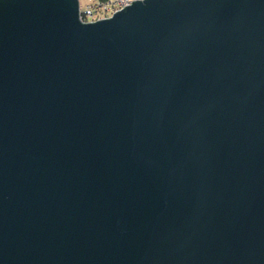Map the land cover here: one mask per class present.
Masks as SVG:
<instances>
[{"label":"water","instance_id":"water-1","mask_svg":"<svg viewBox=\"0 0 264 264\" xmlns=\"http://www.w3.org/2000/svg\"><path fill=\"white\" fill-rule=\"evenodd\" d=\"M0 0V264H264V0Z\"/></svg>","mask_w":264,"mask_h":264},{"label":"built area","instance_id":"built-area-1","mask_svg":"<svg viewBox=\"0 0 264 264\" xmlns=\"http://www.w3.org/2000/svg\"><path fill=\"white\" fill-rule=\"evenodd\" d=\"M134 1L136 0H87L84 7L79 6V21L88 25L100 20H110L115 13L121 12L125 7H131Z\"/></svg>","mask_w":264,"mask_h":264},{"label":"rangeland","instance_id":"rangeland-1","mask_svg":"<svg viewBox=\"0 0 264 264\" xmlns=\"http://www.w3.org/2000/svg\"><path fill=\"white\" fill-rule=\"evenodd\" d=\"M79 6L84 7V5L87 3V0H78Z\"/></svg>","mask_w":264,"mask_h":264}]
</instances>
